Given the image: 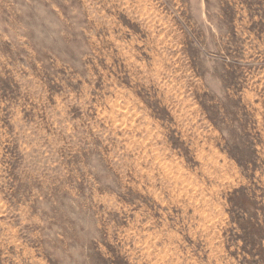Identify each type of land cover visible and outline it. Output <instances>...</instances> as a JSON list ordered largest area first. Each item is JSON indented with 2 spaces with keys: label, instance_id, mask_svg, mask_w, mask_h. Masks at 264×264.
Returning <instances> with one entry per match:
<instances>
[{
  "label": "rangeland",
  "instance_id": "rangeland-1",
  "mask_svg": "<svg viewBox=\"0 0 264 264\" xmlns=\"http://www.w3.org/2000/svg\"><path fill=\"white\" fill-rule=\"evenodd\" d=\"M0 264H264V0H0Z\"/></svg>",
  "mask_w": 264,
  "mask_h": 264
}]
</instances>
